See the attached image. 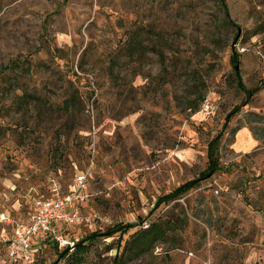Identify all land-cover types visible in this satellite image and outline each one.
I'll list each match as a JSON object with an SVG mask.
<instances>
[{
	"label": "rangeland",
	"instance_id": "1",
	"mask_svg": "<svg viewBox=\"0 0 264 264\" xmlns=\"http://www.w3.org/2000/svg\"><path fill=\"white\" fill-rule=\"evenodd\" d=\"M225 1L229 25L216 0H0V234L51 179L88 186L89 221L58 231L85 250L49 240L35 264H264V0ZM136 32L163 59L127 58ZM159 222L176 226L138 256Z\"/></svg>",
	"mask_w": 264,
	"mask_h": 264
},
{
	"label": "built area",
	"instance_id": "2",
	"mask_svg": "<svg viewBox=\"0 0 264 264\" xmlns=\"http://www.w3.org/2000/svg\"><path fill=\"white\" fill-rule=\"evenodd\" d=\"M88 199L84 174L75 176L68 192L59 181L51 179L47 194L34 200L32 211L24 219L6 220L13 228L10 234L5 231L0 234L5 247L0 264H35L41 245L49 240L57 241L60 249H75L77 241L61 238L58 231L89 221L82 212Z\"/></svg>",
	"mask_w": 264,
	"mask_h": 264
},
{
	"label": "trees",
	"instance_id": "3",
	"mask_svg": "<svg viewBox=\"0 0 264 264\" xmlns=\"http://www.w3.org/2000/svg\"><path fill=\"white\" fill-rule=\"evenodd\" d=\"M217 4L219 5L221 12L223 14V22L227 25L231 24V19L229 15V11L227 8V4L225 0H216ZM135 41L132 46H128V49L126 51V57L127 58H134L135 61L141 62L142 60L146 59V55L151 51L160 56L161 59H163V53L160 52L158 49H148L146 45H143L142 43V37L139 32H136V37L134 38ZM231 62L236 63L237 62V57L232 56L231 57ZM164 72L166 71V66L165 63L163 64ZM237 80H238V86L246 93V98L248 100L252 99L253 96L259 91L260 85L256 89H251V90H245L243 89L242 83H241V78L239 77V74L237 73ZM74 98L72 97L70 101H72ZM73 102L66 103L64 109L70 108ZM225 127L227 125H224ZM222 140V135L217 134L215 138H213L212 141L208 144V149H207V159H208V167L204 173L201 174L203 178H207L211 176L212 174L216 173L218 170H220V161L218 158V149L220 147ZM198 186V181H190L184 185H181L177 189H175L173 192L163 196L160 198L157 202V206H160L162 204H170L172 202H175L179 199H182L190 189L195 188ZM175 222H159V223H154L150 226L148 230L142 231L140 234V237L137 238V240L134 242V249H136L137 255H143L144 253L148 252V249L155 243L157 242H163L168 239V234L173 231L175 227ZM134 225L126 224L123 225L122 223L114 225L106 230V233L104 234H94L90 238L91 239H97L99 237L103 238H112L115 237L117 234H120L121 236L127 234L130 229H132ZM172 239V237H170ZM89 240V239H87ZM83 242L85 240L79 242L76 244L75 249L77 250H85V247H83ZM125 251V249H123ZM123 251V254H124ZM68 254V249H65L63 252L60 253L61 257H64L65 255ZM122 254V253H121ZM122 254V255H123ZM120 255L116 256L115 261L119 264V262H122V257H119Z\"/></svg>",
	"mask_w": 264,
	"mask_h": 264
}]
</instances>
